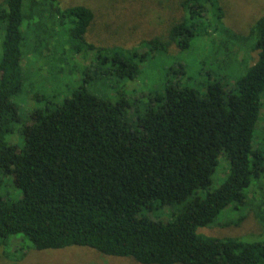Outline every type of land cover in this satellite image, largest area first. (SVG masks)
Segmentation results:
<instances>
[{"label":"trees","instance_id":"1","mask_svg":"<svg viewBox=\"0 0 264 264\" xmlns=\"http://www.w3.org/2000/svg\"><path fill=\"white\" fill-rule=\"evenodd\" d=\"M178 5L165 34L124 47L86 40L85 5L0 0V183L11 178L22 193L0 195L2 256L17 240L13 251L82 245L141 264H264V239L197 231L229 206L238 210L232 223L252 212L264 230V15L239 34L224 22L222 0ZM252 37L255 57L239 55ZM172 47L235 72L232 86L216 68L200 88L183 82L179 65L182 76L140 110L85 84L91 74L136 79ZM78 56L86 78H73ZM22 95L41 102L23 118ZM13 134L20 145L7 141ZM219 155L227 170L210 188ZM160 205L171 217L152 216Z\"/></svg>","mask_w":264,"mask_h":264},{"label":"rangeland","instance_id":"2","mask_svg":"<svg viewBox=\"0 0 264 264\" xmlns=\"http://www.w3.org/2000/svg\"><path fill=\"white\" fill-rule=\"evenodd\" d=\"M178 1L58 0V3L61 7L85 5L92 10L93 18L85 34L87 41L95 45L121 43L124 47H131L140 39L149 38L156 34H165L169 24L180 17L182 12L181 8L178 7ZM222 5L224 8V22L239 34L248 33L250 26L255 20L264 15V0H222ZM55 29L58 28L55 27ZM254 40V37L248 38L243 47L244 50L239 52V55L251 53L254 58L256 55L255 51L252 49L249 51L248 49L252 46ZM170 50L163 57L150 60L143 66L145 74L136 79L120 78L119 80L116 79L115 84H109L111 82L107 83L101 76L91 74L92 78L88 79L85 84L95 93L122 94L130 102L131 107L129 109H134V106H137L138 109L142 110L144 106L156 102L155 94L159 93L167 85L168 81L178 78L179 73L176 70L179 69V65L182 66L185 72L182 81L192 83L199 88L202 82H207L213 77L209 69H217V67L212 64V60L201 65L199 62L201 56H196L193 51L178 52L174 47L170 48ZM178 56H181L180 61L177 60ZM85 61L79 56L77 60L74 59L76 64V70L73 73L75 74L74 79L76 76L86 78L90 75L88 74L89 72L82 71L83 67L81 68V66L86 65ZM249 64L251 62L248 61L247 56H244L242 66L245 67ZM222 67L223 65L220 66L221 69H217L219 77L225 75L222 79L225 81L226 87H231L235 72H223ZM91 68L93 69V67ZM179 76L182 75L179 74ZM40 88L44 89V87ZM15 101L18 104V111L22 118L25 113L41 104V102L37 103L35 100L30 101L26 95L18 96ZM262 115H264V108L260 116L262 117ZM7 141L18 145L21 143V139H17L16 134L10 137L7 136ZM226 167L227 161L225 157L219 155L217 165L212 174L210 188L217 186L222 181L227 170ZM1 179L3 182L0 183V195L11 199H16L22 195L21 190L14 186L11 178L7 179L2 176ZM262 180H264V177ZM160 206L154 208L152 216L163 219L171 217V210L169 211L167 206ZM176 208L178 207L176 206ZM241 210L243 208L239 209V215ZM237 215L238 210L234 212L229 206L216 219L205 226L199 227L197 231L214 237L237 236L244 239H264V230L252 212H247L245 217L234 224L232 222L237 221ZM18 246L17 240H14L12 242L13 248L9 247L11 251L6 247V257L0 254V264H141L130 257L106 255L82 245L36 249L24 243L22 251H13ZM0 249L4 250L3 247H0Z\"/></svg>","mask_w":264,"mask_h":264}]
</instances>
